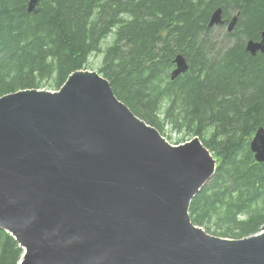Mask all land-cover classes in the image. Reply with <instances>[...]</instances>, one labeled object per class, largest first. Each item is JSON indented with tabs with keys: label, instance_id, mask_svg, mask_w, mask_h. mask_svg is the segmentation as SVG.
Here are the masks:
<instances>
[{
	"label": "water",
	"instance_id": "1",
	"mask_svg": "<svg viewBox=\"0 0 264 264\" xmlns=\"http://www.w3.org/2000/svg\"><path fill=\"white\" fill-rule=\"evenodd\" d=\"M236 22L217 7L208 26ZM245 49L264 54V29ZM174 62L171 80L189 68ZM250 149L264 162V127ZM215 168L199 136L170 143L97 70L71 72L58 91L0 96V228L22 248L17 264H264V224L229 238L191 221Z\"/></svg>",
	"mask_w": 264,
	"mask_h": 264
},
{
	"label": "trees",
	"instance_id": "2",
	"mask_svg": "<svg viewBox=\"0 0 264 264\" xmlns=\"http://www.w3.org/2000/svg\"><path fill=\"white\" fill-rule=\"evenodd\" d=\"M0 0V96L23 88L57 90L67 76L97 68L134 114L174 144L197 135L216 160L189 204L191 221L229 238L264 224V162L250 140L264 127V54L245 41L264 29V0ZM221 7L232 31L208 26ZM113 34L105 47L101 41ZM177 54L189 64L170 79ZM169 134H166V133ZM18 241L0 228V264H17Z\"/></svg>",
	"mask_w": 264,
	"mask_h": 264
},
{
	"label": "rangeland",
	"instance_id": "3",
	"mask_svg": "<svg viewBox=\"0 0 264 264\" xmlns=\"http://www.w3.org/2000/svg\"><path fill=\"white\" fill-rule=\"evenodd\" d=\"M113 39V34H109L108 36H106L102 41H101V46L105 47L106 45L110 44L112 42ZM100 60H101V54H93L91 55L89 61L91 62V66H89L88 69H93V70H97L99 64H100ZM98 71V70H97ZM48 89V88H45ZM52 90V89H51ZM166 134H169L168 132ZM164 137L172 144H174L175 140L177 139V136L172 133V138L169 139L167 138L165 135Z\"/></svg>",
	"mask_w": 264,
	"mask_h": 264
},
{
	"label": "bare ground",
	"instance_id": "4",
	"mask_svg": "<svg viewBox=\"0 0 264 264\" xmlns=\"http://www.w3.org/2000/svg\"><path fill=\"white\" fill-rule=\"evenodd\" d=\"M174 64H175V62H174ZM174 68H175V67H174ZM67 77H68V76H67ZM66 79H67V78H66ZM59 88H60V87H59ZM59 88H58V89H59ZM58 89H57V91H58ZM188 212H189V211H188Z\"/></svg>",
	"mask_w": 264,
	"mask_h": 264
}]
</instances>
